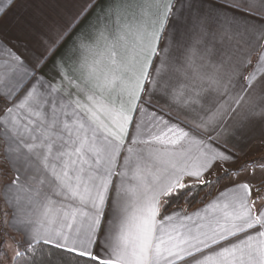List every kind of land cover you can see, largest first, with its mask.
<instances>
[{
  "label": "snow or ice",
  "instance_id": "6c2138e0",
  "mask_svg": "<svg viewBox=\"0 0 264 264\" xmlns=\"http://www.w3.org/2000/svg\"><path fill=\"white\" fill-rule=\"evenodd\" d=\"M19 7L0 264H264V0Z\"/></svg>",
  "mask_w": 264,
  "mask_h": 264
},
{
  "label": "crops",
  "instance_id": "0c3cea01",
  "mask_svg": "<svg viewBox=\"0 0 264 264\" xmlns=\"http://www.w3.org/2000/svg\"><path fill=\"white\" fill-rule=\"evenodd\" d=\"M6 3H7V0H0V6H4ZM25 15H27V13L24 12L23 7H19L15 9L8 17L0 19V35L5 36V37H11L14 34V30L17 24L16 18L18 16L23 17ZM139 150H140L139 146L134 147V152L139 151ZM195 208L191 209L189 212L194 211Z\"/></svg>",
  "mask_w": 264,
  "mask_h": 264
},
{
  "label": "trees",
  "instance_id": "16d2710c",
  "mask_svg": "<svg viewBox=\"0 0 264 264\" xmlns=\"http://www.w3.org/2000/svg\"><path fill=\"white\" fill-rule=\"evenodd\" d=\"M197 206H199V205H190V206H186V210H187V211H190L191 209H193V208H195V207H197Z\"/></svg>",
  "mask_w": 264,
  "mask_h": 264
}]
</instances>
